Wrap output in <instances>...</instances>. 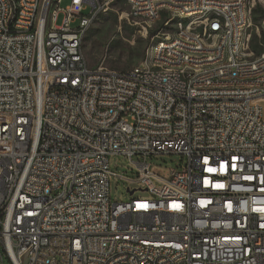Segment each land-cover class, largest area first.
Listing matches in <instances>:
<instances>
[{"label":"built area","instance_id":"obj_1","mask_svg":"<svg viewBox=\"0 0 264 264\" xmlns=\"http://www.w3.org/2000/svg\"><path fill=\"white\" fill-rule=\"evenodd\" d=\"M112 1L0 0V264H264V42L251 49L264 8L129 0L145 7L131 17L145 32L155 5L170 4L166 21L188 8L211 15L163 23L153 36H175L174 48L149 68H90L83 35ZM217 8L228 15L223 44H213ZM244 25L252 33L234 56ZM170 154L185 161L163 179L148 159ZM116 155L133 178L110 169ZM112 176L138 185L126 201L110 198Z\"/></svg>","mask_w":264,"mask_h":264},{"label":"rangeland","instance_id":"obj_2","mask_svg":"<svg viewBox=\"0 0 264 264\" xmlns=\"http://www.w3.org/2000/svg\"><path fill=\"white\" fill-rule=\"evenodd\" d=\"M69 0H62L61 4H68ZM129 6L126 0H113L105 9L101 11L96 20L88 27L83 36L81 49L90 68L103 66L110 70H129L143 60L152 43L156 41L153 36L160 30L166 13L161 12V17L156 22L147 27L146 32L142 25L133 23ZM184 18V16H182ZM262 15L257 12L254 15L253 33H259V38L255 37L251 42V49L258 52L260 42L263 40L261 28ZM177 19L172 22L170 28L174 27ZM167 28V27H166ZM252 33V26L250 29ZM133 160H136L134 158ZM184 159L177 154L158 155L148 159L150 170L163 179H168L167 169L179 166L184 163ZM110 169L117 175L133 178L135 175L130 170L129 160L121 155H116L109 160ZM153 184L159 186L160 183L153 179ZM126 185L137 188L135 183H129L124 179L112 176L110 179V198L113 201H126L130 198L126 191ZM147 191L136 190L132 197H146ZM5 264L7 261L5 260Z\"/></svg>","mask_w":264,"mask_h":264},{"label":"bare ground","instance_id":"obj_3","mask_svg":"<svg viewBox=\"0 0 264 264\" xmlns=\"http://www.w3.org/2000/svg\"><path fill=\"white\" fill-rule=\"evenodd\" d=\"M129 2V0H126ZM129 14L133 17H144L145 7H134V4H128ZM258 7L264 8V0H258ZM170 11V4L155 5L156 21L160 19L161 12ZM166 13V12H165ZM211 15L210 7L188 8L186 11L175 12L166 23V27L170 28L172 22L177 19L173 28L183 25V23H192L197 16ZM184 16V18H182ZM217 19L219 20L214 27L213 44H223L227 39V22L228 15L225 8H217ZM240 19H247V10H240ZM146 22H153V15H146ZM252 25H244L239 31H235L232 35L233 54L234 56H242V41L248 39L251 34ZM262 28V25H261ZM263 40L264 42V30ZM84 36V35H83ZM157 39L151 44L146 57L141 61V68H149L150 64L157 62V53L163 52V48H174L175 36L156 35ZM55 48L60 53L73 52V44H68L65 41H55ZM178 60H185V53H178ZM160 65L174 66L173 58H160ZM192 72H199V64H192Z\"/></svg>","mask_w":264,"mask_h":264},{"label":"water","instance_id":"obj_4","mask_svg":"<svg viewBox=\"0 0 264 264\" xmlns=\"http://www.w3.org/2000/svg\"><path fill=\"white\" fill-rule=\"evenodd\" d=\"M131 192V191H130Z\"/></svg>","mask_w":264,"mask_h":264}]
</instances>
